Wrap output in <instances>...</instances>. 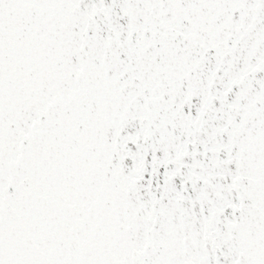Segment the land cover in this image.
<instances>
[{"label": "snow or ice", "instance_id": "1", "mask_svg": "<svg viewBox=\"0 0 264 264\" xmlns=\"http://www.w3.org/2000/svg\"><path fill=\"white\" fill-rule=\"evenodd\" d=\"M0 264H264V0H0Z\"/></svg>", "mask_w": 264, "mask_h": 264}]
</instances>
